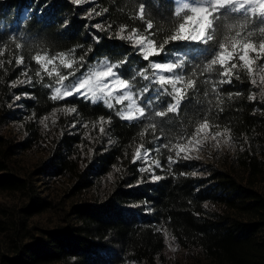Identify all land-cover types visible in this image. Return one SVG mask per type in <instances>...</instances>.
<instances>
[{"label": "trees", "instance_id": "trees-1", "mask_svg": "<svg viewBox=\"0 0 264 264\" xmlns=\"http://www.w3.org/2000/svg\"><path fill=\"white\" fill-rule=\"evenodd\" d=\"M172 7L173 0H159L153 16L159 21ZM132 9L131 0H0V196L14 200H0V264H185L165 259L168 243L190 251L194 264H264V98L247 76L220 86L224 111L212 115L232 136L220 167L199 158L170 165L163 148L134 163L140 143L149 149L161 143L151 133L140 140L143 122L123 121L80 97L52 101L51 90L36 82L30 59L36 48L74 49L77 57L86 53L88 64L108 58L126 59L128 70L145 67L115 35L122 24L142 27L129 19ZM15 42L25 47L18 52ZM177 48L198 61L206 55L198 45L173 44L166 53ZM19 54L25 63L17 66ZM28 77L33 83L12 86ZM200 87L203 99L206 86ZM61 107L77 113H57L53 123L50 114ZM202 107L193 102V109ZM46 116L47 127L40 123ZM101 116L112 118L105 134L91 123ZM10 123L20 126L17 137L4 130ZM37 146H45V159L21 163ZM41 178L63 179L67 188L43 191L36 185ZM51 210L60 215L55 225L34 218Z\"/></svg>", "mask_w": 264, "mask_h": 264}, {"label": "snow or ice", "instance_id": "snow-or-ice-1", "mask_svg": "<svg viewBox=\"0 0 264 264\" xmlns=\"http://www.w3.org/2000/svg\"><path fill=\"white\" fill-rule=\"evenodd\" d=\"M73 2L79 4L82 0ZM131 3L129 19L139 21L142 27L122 24L115 35L131 44L147 62L145 67L128 70L124 68L126 59L112 62L108 58L88 64L86 53L77 57L74 49L49 54L46 49L36 48L30 55L37 65L36 82L51 90L52 101L80 97L115 111L123 121L143 122L140 140L151 133L161 143L155 149L140 143L133 154L134 163L146 161L153 151L158 153L162 148L170 153L167 159L171 165L178 159H198L207 147L230 146L231 129L217 123L212 113L224 111L225 97L220 86L240 80L242 73L264 98V75H261L264 73V0H173L169 15H161L159 21L152 12L153 7L159 8V0H131ZM173 44L202 46L199 51L206 55L198 61L179 48L166 53ZM24 47V43L15 42L18 52ZM3 63L0 60V65ZM15 63L23 65L24 55L19 54ZM24 75L27 77L28 73ZM46 78L49 82H45ZM24 82L33 83V79L28 77L12 86ZM201 85L206 86L203 99L199 98ZM234 95L240 93H228L227 99ZM248 98L255 99V95ZM194 101L198 105L206 103V107L193 109ZM189 111L195 114L188 116ZM57 113L72 114L77 109H54L50 114L53 123ZM49 118H42L40 123L47 127ZM111 120V116H101L91 122L92 127L99 126L100 133L105 134L104 125H110ZM153 163L160 167L159 160ZM153 179L161 177L153 176Z\"/></svg>", "mask_w": 264, "mask_h": 264}, {"label": "rangeland", "instance_id": "rangeland-1", "mask_svg": "<svg viewBox=\"0 0 264 264\" xmlns=\"http://www.w3.org/2000/svg\"><path fill=\"white\" fill-rule=\"evenodd\" d=\"M85 0H82L81 3H83ZM104 59V58H103ZM110 60V59H109ZM100 61V60H98ZM96 61V62H98ZM95 62V63H96ZM261 75H264V73H262ZM257 79H259V77H257ZM4 130L6 132H9L10 134L12 133V135H14L15 133H19L20 131V126L10 123L7 124L6 126H4ZM18 134H15V137H17ZM228 150H232V146H227V145H221V147L219 148H212V147H207L205 148V150H203L202 152L199 153V159H202L203 162L205 163H212L215 164L217 166H221L222 165V159H224L225 154L227 153ZM46 153V148L45 146H37L33 149H30L26 152H24V154L22 155L20 161L23 164H34L37 163L43 159H45V157L47 156ZM152 158V153L149 156V158L146 161H149ZM47 182L46 178H41L40 180H36V185L40 186V188H42L43 191H45L46 189H48V187H50L51 189H53L54 191L56 190H60V192H62V189H66L67 188V182L63 179L60 180H51L50 182H48L47 184L44 183ZM64 199H65V204H69L68 199L69 196L67 195H63ZM4 197L0 196V200H3ZM5 201L7 200L9 201H14L12 198H6L4 199ZM59 213L57 211L51 210L43 215H40L38 217H34L36 220H40L43 222H49V224L51 225H55L57 223H59ZM174 249V250H173ZM164 256L165 259L168 258L169 261H183V263L185 264H194V256L190 253V251H187L183 248L177 247L174 244L168 243L167 247L165 249L164 252Z\"/></svg>", "mask_w": 264, "mask_h": 264}]
</instances>
